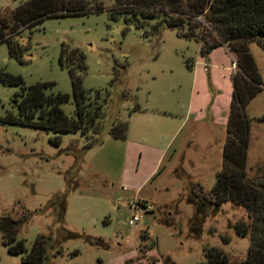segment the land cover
I'll list each match as a JSON object with an SVG mask.
<instances>
[{
  "label": "rangeland",
  "instance_id": "374dc122",
  "mask_svg": "<svg viewBox=\"0 0 264 264\" xmlns=\"http://www.w3.org/2000/svg\"><path fill=\"white\" fill-rule=\"evenodd\" d=\"M25 1L0 0V10ZM90 1L105 8L114 3ZM154 23L126 25L105 10L46 18L20 33L21 62L0 44V70L20 76L24 85L52 82L44 92L69 94L60 105L69 116L71 85L58 56L61 47L77 48L84 56L81 84L90 108L101 105L91 130L59 133L58 145L51 131L0 122V216L32 212L16 239L28 252L37 235L49 236L43 264H197L208 247L222 251L229 263L246 257L249 236L233 228L249 222L242 207L223 202L205 215L196 237L189 231L194 208L186 201L189 192L210 195L221 167L235 56L224 47L200 56L199 42L176 29L153 31ZM248 51L261 81L244 109L250 180L264 166V40L263 47L249 42ZM19 89L0 83V118L16 113L11 99ZM117 122L126 125L123 139L108 134ZM65 190L62 222L49 210L37 212ZM134 215L138 220L129 225ZM68 232L78 236L64 238ZM86 236L105 245L90 244ZM22 256L7 253L0 242V264H21Z\"/></svg>",
  "mask_w": 264,
  "mask_h": 264
},
{
  "label": "trees",
  "instance_id": "16d2710c",
  "mask_svg": "<svg viewBox=\"0 0 264 264\" xmlns=\"http://www.w3.org/2000/svg\"><path fill=\"white\" fill-rule=\"evenodd\" d=\"M102 10L111 20L123 17L126 25L134 23L142 27V23L148 24V21L154 20L153 31L162 27L176 29L181 37L199 42L200 56H206L217 47H224L234 54L236 70L230 78L232 90L225 122L221 167L215 173L210 195L189 192L186 196V201L194 208L189 231L197 237L205 215L208 212L214 214L223 202L242 207L249 222L238 221L233 228L238 236H249L245 259L229 263L222 251L208 247L204 249V261L197 264H264V166L256 168L254 178L249 180L245 177L249 124L244 113L247 103L261 90L260 77L248 51V43L254 41L263 47L264 0H114L108 8L100 1L93 3L90 0H27L12 9L0 10V44L5 43L8 54L21 62L22 48L17 39L23 30H30L46 18L87 15ZM58 63L68 70L73 116L66 115L60 107L69 100V94L44 92L52 82L24 85L20 76L0 70L1 84L20 87L11 99L16 113H6L0 122L51 131L55 134V145L59 144V133L79 131L85 134L92 129L100 115L101 105L97 103L90 108L89 94L82 87L81 73L85 69L83 54L77 48L68 50L61 47ZM186 66L190 67L189 60ZM125 132L126 125L122 122L112 124L108 130L114 139H123ZM92 145L89 143L86 147ZM67 185L72 188L69 182ZM67 191L53 194L37 212L43 214L49 210L56 213L57 222H62ZM31 215V211L22 210V215L16 219L0 216V242L7 253L23 254L21 264H43L49 236L37 235L28 252L23 240L16 239L19 227L28 222ZM160 222L171 225L163 219ZM77 236L68 232L64 238ZM144 238L145 235H142ZM84 239L90 244L105 245L102 240L89 236ZM125 264L141 263L128 261Z\"/></svg>",
  "mask_w": 264,
  "mask_h": 264
},
{
  "label": "built area",
  "instance_id": "2783aa9c",
  "mask_svg": "<svg viewBox=\"0 0 264 264\" xmlns=\"http://www.w3.org/2000/svg\"><path fill=\"white\" fill-rule=\"evenodd\" d=\"M137 220H138V217L134 215V216H132V217L128 220V224H129V225H132V224H134Z\"/></svg>",
  "mask_w": 264,
  "mask_h": 264
}]
</instances>
